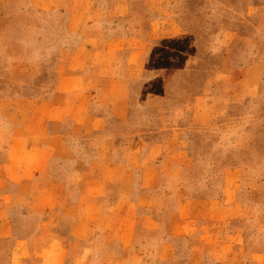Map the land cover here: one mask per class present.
I'll return each mask as SVG.
<instances>
[{"label":"rangeland","instance_id":"obj_1","mask_svg":"<svg viewBox=\"0 0 264 264\" xmlns=\"http://www.w3.org/2000/svg\"><path fill=\"white\" fill-rule=\"evenodd\" d=\"M116 3L93 1L105 22ZM127 6L114 28L125 36L115 57L126 72L130 115L112 119L111 131L121 156L137 149L135 191H152L144 206L133 198L137 228L123 254L89 264H264V0ZM26 9L25 0H0V42L14 47L20 73L23 60L46 49L37 26L56 23ZM42 69L40 79H52L53 70ZM231 180L234 201L223 194Z\"/></svg>","mask_w":264,"mask_h":264},{"label":"crops","instance_id":"obj_2","mask_svg":"<svg viewBox=\"0 0 264 264\" xmlns=\"http://www.w3.org/2000/svg\"><path fill=\"white\" fill-rule=\"evenodd\" d=\"M25 1L27 13L56 23L34 28L38 43L53 52L41 48L36 59L23 60L22 73L13 69L20 63L14 47L0 42V264L120 257L137 228L133 198L144 206L152 191L150 185L135 191L137 149L121 156L111 131L112 119L130 115L126 72L115 57L125 36L114 28L128 0L106 9L108 24L94 0ZM46 65L50 80L40 79ZM234 188L231 180L223 189L231 201Z\"/></svg>","mask_w":264,"mask_h":264}]
</instances>
